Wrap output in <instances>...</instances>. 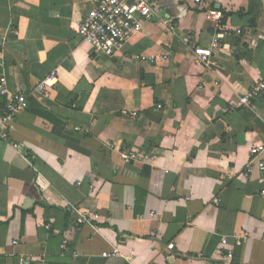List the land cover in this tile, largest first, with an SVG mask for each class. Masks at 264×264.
<instances>
[{"label":"crops","instance_id":"crops-1","mask_svg":"<svg viewBox=\"0 0 264 264\" xmlns=\"http://www.w3.org/2000/svg\"><path fill=\"white\" fill-rule=\"evenodd\" d=\"M95 1L0 0V77L28 102L0 142V264H264L262 185L255 167L245 176L264 91L238 106L264 84V0H146L154 19L111 58L76 34Z\"/></svg>","mask_w":264,"mask_h":264},{"label":"built area","instance_id":"built-area-1","mask_svg":"<svg viewBox=\"0 0 264 264\" xmlns=\"http://www.w3.org/2000/svg\"><path fill=\"white\" fill-rule=\"evenodd\" d=\"M195 4H199L201 0H195ZM155 12L152 6L146 0H96L94 6L82 17L79 22L76 34L80 38L81 43L86 45L90 52L95 56L111 58L118 51H121L129 39L140 33L143 25L154 19ZM208 19L218 22L221 19V13L210 10L206 13ZM163 25L168 32L175 34L176 24L173 20H163ZM237 35L241 34V30L236 31ZM220 35H217L208 47L194 49V63L199 66H207L212 51L219 47ZM168 53L164 58H168ZM144 60V58H139ZM57 85V75L50 72L46 77L39 81L33 88L32 93L41 100L50 97L51 91ZM264 91V84L261 82L251 85L243 96L238 99V106L250 108L252 100ZM0 97L4 98V108L0 117V142L10 143V135L15 128L17 116L25 111L28 107L27 95L21 92H9L6 88V79L0 77ZM160 108V106H158ZM123 115L130 118L138 117L136 112H123ZM12 144V143H11ZM12 147L19 150V144H12ZM250 160L246 166L245 176H247L253 167L256 168L260 176L262 189L260 196L264 198V144L250 147ZM124 162L136 159L135 154L126 152L120 154ZM153 215V214H151ZM81 219L88 221V217L80 215ZM247 234L234 236L233 245L240 247L248 240ZM15 244V243H14ZM220 245L227 248L228 239L223 237ZM119 255L118 248L113 247L111 252H104L101 257L109 259ZM227 259L232 258V253L227 251Z\"/></svg>","mask_w":264,"mask_h":264},{"label":"water","instance_id":"water-1","mask_svg":"<svg viewBox=\"0 0 264 264\" xmlns=\"http://www.w3.org/2000/svg\"><path fill=\"white\" fill-rule=\"evenodd\" d=\"M93 56H94V54H93Z\"/></svg>","mask_w":264,"mask_h":264}]
</instances>
